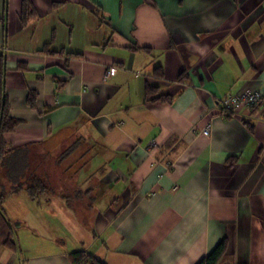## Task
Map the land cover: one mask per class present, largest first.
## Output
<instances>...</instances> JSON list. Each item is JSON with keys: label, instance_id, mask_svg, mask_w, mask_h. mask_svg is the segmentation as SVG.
Returning a JSON list of instances; mask_svg holds the SVG:
<instances>
[{"label": "crops", "instance_id": "0c3cea01", "mask_svg": "<svg viewBox=\"0 0 264 264\" xmlns=\"http://www.w3.org/2000/svg\"><path fill=\"white\" fill-rule=\"evenodd\" d=\"M27 1L0 0L5 140L49 191L7 194L0 264H198L222 241L220 264H264V113L217 105L264 94V0Z\"/></svg>", "mask_w": 264, "mask_h": 264}, {"label": "trees", "instance_id": "16d2710c", "mask_svg": "<svg viewBox=\"0 0 264 264\" xmlns=\"http://www.w3.org/2000/svg\"><path fill=\"white\" fill-rule=\"evenodd\" d=\"M31 3L25 0L23 13L29 9ZM157 76L162 77L161 69L157 68ZM156 87L147 85L146 96L152 97L155 94ZM158 100L169 101L166 96H160ZM17 125V120L10 114L8 98L5 91V65L4 58L0 54V183L6 180L10 185V192L6 187L0 185V248H8L17 251L18 244L10 221L2 207L7 194L18 193L24 189L30 196L35 197L38 194L49 191V178L41 175L40 166H34L31 160V148L24 147L12 149L9 142L5 140V135L11 133ZM74 147L62 154L59 161H63L72 156ZM77 163V162H76ZM227 251L226 243L222 241L219 245L204 257L198 264H220ZM71 264H103L86 251H75L69 255Z\"/></svg>", "mask_w": 264, "mask_h": 264}, {"label": "built area", "instance_id": "2783aa9c", "mask_svg": "<svg viewBox=\"0 0 264 264\" xmlns=\"http://www.w3.org/2000/svg\"><path fill=\"white\" fill-rule=\"evenodd\" d=\"M117 72L115 67L105 71V77L110 78ZM218 113L220 116H227L237 109H258L264 113V94L256 89H248L241 95H229L218 99ZM203 134L209 135V127L203 130Z\"/></svg>", "mask_w": 264, "mask_h": 264}, {"label": "rangeland", "instance_id": "374dc122", "mask_svg": "<svg viewBox=\"0 0 264 264\" xmlns=\"http://www.w3.org/2000/svg\"><path fill=\"white\" fill-rule=\"evenodd\" d=\"M66 151L68 150H61V151H58L57 153H55V157H53V160L49 162L48 160V166L50 168V171L52 173L51 175V178L52 179H55L54 183L55 184H58L59 185H62V184H66L67 185V181L70 180L71 177L67 176V171H68V168H73V166L76 167V162H73V163H70L71 159H65L63 161H59V159L61 158L62 154L66 153ZM42 162V161H41ZM41 162L38 161L36 159V161H33V165L36 166L37 163H39L37 166H40L41 167ZM47 162L46 160L44 161L43 165H45ZM50 163V164H49ZM70 163V166H68V164ZM62 164V166H61ZM74 167V168H75ZM63 173H65V176L63 175ZM72 179V178H71ZM4 183L6 184V189H7V192H10V185L9 183H7L6 180H4ZM9 196L13 195V194H8Z\"/></svg>", "mask_w": 264, "mask_h": 264}]
</instances>
